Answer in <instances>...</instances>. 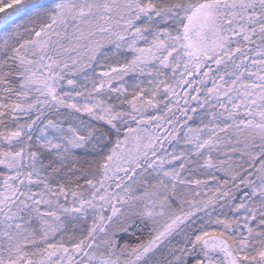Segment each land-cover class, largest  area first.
Returning <instances> with one entry per match:
<instances>
[{"label": "snow or ice", "instance_id": "6c2138e0", "mask_svg": "<svg viewBox=\"0 0 264 264\" xmlns=\"http://www.w3.org/2000/svg\"><path fill=\"white\" fill-rule=\"evenodd\" d=\"M0 264H264V0H0Z\"/></svg>", "mask_w": 264, "mask_h": 264}]
</instances>
